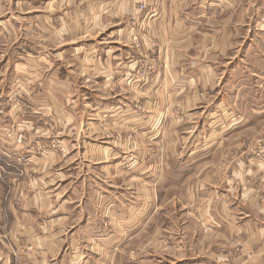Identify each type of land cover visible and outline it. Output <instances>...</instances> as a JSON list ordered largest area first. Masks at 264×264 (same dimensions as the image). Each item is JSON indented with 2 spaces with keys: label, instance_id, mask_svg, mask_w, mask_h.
Segmentation results:
<instances>
[{
  "label": "crops",
  "instance_id": "crops-1",
  "mask_svg": "<svg viewBox=\"0 0 264 264\" xmlns=\"http://www.w3.org/2000/svg\"><path fill=\"white\" fill-rule=\"evenodd\" d=\"M239 1L237 5L236 0H0V35L14 38L11 46L4 44L12 51L0 56V144L7 148L0 152L5 170L0 173L4 201L0 223L13 244L12 255L5 252V264H152V257H141L138 245L131 244L124 253L121 249L139 237L143 226L160 222L162 201L178 203L179 218L189 211L201 229L210 225L206 230L217 233L221 225L234 231L239 218L249 216L246 208L253 201L247 197L249 191L239 197L243 200L205 203L207 179L199 173L237 133L251 127V114H264V109L248 108L247 113L236 107L227 81H245L246 71L238 60H231L226 70L220 59L229 55L215 54L217 49L235 48L229 29L220 35L214 28L220 18H228L224 26L232 25L233 34L248 27L243 23L246 9ZM237 6L243 9L240 25ZM247 11L251 19V8ZM28 22L41 32H54L52 41L26 38ZM215 31L221 43L216 38L210 43ZM18 95L29 101L25 112L13 105ZM87 101L96 115L112 113L100 121L101 134L106 128L124 130L132 134L136 147L123 134L115 140L114 150L99 152L100 160H113L101 162V170L87 162L94 160V153H73L79 162L72 164L68 175L58 174L44 184L43 158L18 150L13 145L18 133L29 125L44 131L45 122L56 124L57 117L58 123L65 119L60 127L68 130V144H85L87 117H77V112H87ZM163 121L162 137L160 131L151 135ZM24 138L27 141V134ZM28 140L39 141L32 136ZM129 154L132 163L127 162ZM249 168L241 161L240 171L234 172L238 177L250 175ZM25 171L37 173L31 189L26 188ZM72 176L76 183L61 187ZM22 190L29 194L18 204ZM79 190L83 200L77 202L70 195L60 201L66 191L76 195ZM162 216L171 219L170 213ZM106 222L114 235L98 231ZM159 233L149 237L144 251H150L149 246L169 251L180 241L166 230L162 237Z\"/></svg>",
  "mask_w": 264,
  "mask_h": 264
},
{
  "label": "rangeland",
  "instance_id": "rangeland-1",
  "mask_svg": "<svg viewBox=\"0 0 264 264\" xmlns=\"http://www.w3.org/2000/svg\"><path fill=\"white\" fill-rule=\"evenodd\" d=\"M236 1L238 5V0ZM241 1V5L246 9V16H244L245 20L243 23L248 27L245 28V30L241 29L240 31L238 28L237 34H233L232 25L227 24L228 28L227 26H224L226 25L228 18H220L214 28L217 27L220 35L225 34V30L229 29L231 31V33H229V39L235 48L217 49L218 52L215 54L229 55L228 57L225 56L220 59H224L223 64L227 67L226 70L232 66V64L229 65L231 60L235 62L238 60L244 68L243 72L246 71L245 81H232L231 84L227 81L228 95L235 100L236 107L247 113H249L248 108L260 112L264 109V21L260 22V30L258 29V26L260 18L262 16L264 17V0ZM249 7L251 8V19L247 16V9ZM240 10L243 11V9L239 7L236 9L235 17L236 22H239V25L240 20L243 18L238 15L240 14ZM210 26L211 25L207 26V29H209ZM248 29H250V32ZM215 33H217V31H215ZM226 33L228 34V32ZM24 34L26 38L34 41L41 40L43 41L42 43H50L52 37L55 35L52 31L41 32L37 30L36 26L29 22L27 25V31ZM217 35L210 40V43L215 41V38L218 43H221L220 37ZM7 39V37L6 39H3V36L0 35V56L8 54L10 50L12 51V49L4 47V44L8 43V45L11 46L14 38L11 40ZM147 71L153 70L147 67ZM242 83L243 88L239 90ZM63 101V104H67L66 99ZM13 105L18 109H21L19 110L20 112H25L28 109L29 101L27 97L18 95L13 99ZM89 109L90 104L87 101V112H81L80 114L77 112V117L83 115L87 117V129L85 128V131H87V143L85 144H68L65 141L68 130L65 127H60L64 124L65 119L58 123L57 117H54L56 124L49 119L45 122L44 131L35 127V125H29L30 127H28V130L26 129L25 131V129H22L21 132L18 133L17 143L13 145L19 146L20 148H18V150H31L37 155V157L43 158L45 172L43 171V174H40V177L44 176V184H47L53 178H57L58 174L61 176V173L65 176L68 175L69 170L72 169V164L74 162H79L73 158V153L80 151L94 153V160L87 162L91 163L95 169L101 170L103 167V165L100 164L101 162H111L113 160H100L99 152H101V150L105 151L107 148H112L114 150L116 148V144H114L115 140L121 136L123 137V134L132 139L134 141L133 145L136 147L135 139L132 134L127 133L124 130H111V128H106L108 129L106 133L101 134L103 125H100V121L107 119L112 113H99L96 115ZM232 116L235 117L236 114L232 112ZM250 116L252 121L251 127L245 132L237 133L233 137L234 140L228 144L229 146L227 148L226 145H224L216 158H213L203 165L204 170L199 169V173L202 172V177L207 179V191H203L204 195L208 197L205 203L212 202L211 204H214L215 206L218 202L222 204L224 201L235 199L243 200L244 198L239 199V197H242L243 192L249 191L247 197L249 198L251 195L253 200L249 209L245 207L246 210L250 212L249 216L245 217L244 214V217L242 216L239 218L240 222L234 225V231L232 229L228 230L227 225H221V228L217 233L210 229L206 230L208 228L207 226L210 225H204V229H201L200 225L196 222L194 216L190 214L189 211L185 213L183 212L184 216L179 218L180 211L178 203L173 204V202L169 200L167 205H165V203H163L164 201H162L161 204L159 203L158 207L161 216L157 218V220L160 222L143 226L139 237L122 248L121 252L124 253V251H130L132 245H138L142 250L141 257H152V264H174L180 260L195 261V264H264V114H251ZM163 126L164 121L162 127L155 129L151 135L154 136L156 132L160 131L159 136L161 138L163 135ZM115 132H118L119 134ZM25 133L27 134V141L24 138V136H26ZM31 136L38 137L39 141L37 144H35L34 141H31L30 143L28 137ZM6 149L7 148L3 147V142H1L0 152L5 151ZM128 151H132L131 148H129ZM51 155H53V158H51ZM131 157L132 155L129 154V160H127V162H133L131 161ZM241 161L246 162L247 167L252 168V173L250 175H244L245 173H242V175L238 177L237 174H235V169L236 172L240 171L238 169H240ZM80 162L86 161L80 160ZM110 164L112 165V163ZM50 165H53L54 167L47 171V167ZM0 173L2 175L5 173L4 167L2 166H0ZM207 173H209L208 177ZM36 174L34 172H31L30 174L26 171L24 172L25 177H27V189L32 188L35 179L38 178ZM81 178H85V174ZM74 182L76 183V177L72 176L69 181L61 183V187H66V184L70 183L74 184ZM66 190H68V187ZM80 190L76 195L70 191H66L60 201H62V199L68 200L67 197L70 195H73V200H76L77 202L83 200L84 193ZM52 193L53 192H50L49 195ZM26 194H29L28 190L19 191L17 193L16 202L20 204ZM165 196L168 197L167 195ZM143 198L144 196H142V199ZM224 198L226 200H223ZM142 199L140 202L141 205L144 201ZM181 202H185L184 198L181 199ZM18 206L22 207L21 205ZM193 206L189 204V207ZM19 207H16L18 211H22L19 210ZM3 209L4 201L2 199V193H0V220L2 219ZM46 211L47 210H44V213H46ZM168 213L171 214V219L168 218L165 220L162 215H168ZM48 217L49 216H45L46 219ZM164 220L166 223H163ZM190 220H192L193 223H191ZM104 224L105 226L102 229L99 227L98 231H102V233H106L107 231L114 235L112 225H110L109 222ZM165 230L172 235L173 239L177 240V238H179L180 241L177 242L175 248L172 245V250L164 251L160 250L162 248L154 249L153 246H149L150 251H144L148 246L149 237L157 231H160L158 234L160 235L162 232L164 233ZM162 236L163 234L159 237ZM159 241H162V239ZM163 242H165V240H163ZM11 247H13V244L11 243L10 237L7 235L6 229L3 228L0 223V264H5L4 256L6 251H9L12 255L13 250ZM181 251H183V254L181 255V258H179L177 253Z\"/></svg>",
  "mask_w": 264,
  "mask_h": 264
},
{
  "label": "built area",
  "instance_id": "built-area-1",
  "mask_svg": "<svg viewBox=\"0 0 264 264\" xmlns=\"http://www.w3.org/2000/svg\"><path fill=\"white\" fill-rule=\"evenodd\" d=\"M139 10L140 11H146V7L144 5H140Z\"/></svg>",
  "mask_w": 264,
  "mask_h": 264
}]
</instances>
